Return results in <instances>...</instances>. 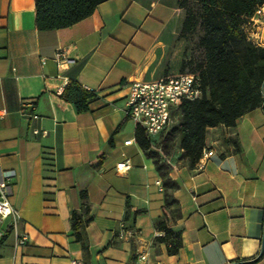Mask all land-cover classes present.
<instances>
[{"label": "crops", "instance_id": "0c3cea01", "mask_svg": "<svg viewBox=\"0 0 264 264\" xmlns=\"http://www.w3.org/2000/svg\"><path fill=\"white\" fill-rule=\"evenodd\" d=\"M184 17L178 0H105L37 30L34 0H0V168L14 172L19 215L2 224L0 264H264V108L208 127L202 168L179 145L180 117L145 151L125 114L130 81L184 71ZM57 50L69 62L57 65ZM69 81L93 91L87 108L64 98ZM81 191L86 256L69 223Z\"/></svg>", "mask_w": 264, "mask_h": 264}, {"label": "trees", "instance_id": "16d2710c", "mask_svg": "<svg viewBox=\"0 0 264 264\" xmlns=\"http://www.w3.org/2000/svg\"><path fill=\"white\" fill-rule=\"evenodd\" d=\"M103 1L34 0L35 26L37 30L69 26L90 15ZM195 1L199 4L196 9L189 5V0H178L185 9L180 34L194 32L199 26L198 45L203 50V59L188 70L196 75L201 94L181 101L177 127L179 145L190 166L197 164L208 127L234 125L236 119L246 112L258 106L264 108V46L247 40L242 29L245 16L264 4V0ZM62 95L77 109L87 108L88 100L94 97L92 90L82 88L76 81H69ZM134 138L142 149L148 150L151 139L139 124L135 125ZM80 199L81 205L71 212L69 223L86 256L88 248L84 229L92 216L85 191L80 192ZM158 227L164 231L165 237L172 235L163 221L158 222Z\"/></svg>", "mask_w": 264, "mask_h": 264}, {"label": "built area", "instance_id": "2783aa9c", "mask_svg": "<svg viewBox=\"0 0 264 264\" xmlns=\"http://www.w3.org/2000/svg\"><path fill=\"white\" fill-rule=\"evenodd\" d=\"M242 29L247 40L255 45L264 46V4L258 5L252 14L245 16ZM53 59L59 66L69 62V58L61 50L55 51ZM200 94L198 79L188 70L166 73L151 81L132 80L128 83L125 114L136 124L141 125L146 135L152 140L160 134L171 132L175 120L181 115L180 103L183 99H194ZM29 105L33 107L32 103ZM31 116L37 117V114L33 112ZM130 141L131 139H127L124 142ZM212 153L211 149L203 146L197 160V167L202 168ZM130 167L131 163L127 157L117 161L114 166L119 174H124ZM13 175V171L0 168V239L4 235L2 228L4 220L9 218L10 225L15 227L19 218L16 209L7 199L11 191L10 179ZM163 233L164 231L161 230L157 234ZM28 238L27 232L19 233L16 237L17 244L24 245ZM72 263L80 264L77 261Z\"/></svg>", "mask_w": 264, "mask_h": 264}, {"label": "rangeland", "instance_id": "374dc122", "mask_svg": "<svg viewBox=\"0 0 264 264\" xmlns=\"http://www.w3.org/2000/svg\"><path fill=\"white\" fill-rule=\"evenodd\" d=\"M189 5L194 9L198 8L199 4L195 0H189ZM201 34V29L199 26L196 27L194 32L187 34H177V39H182L185 41V51H186V62L184 64L183 70H191L194 64L203 59V50L198 45V38Z\"/></svg>", "mask_w": 264, "mask_h": 264}, {"label": "water", "instance_id": "95a60500", "mask_svg": "<svg viewBox=\"0 0 264 264\" xmlns=\"http://www.w3.org/2000/svg\"><path fill=\"white\" fill-rule=\"evenodd\" d=\"M249 260L243 261V262H248Z\"/></svg>", "mask_w": 264, "mask_h": 264}]
</instances>
